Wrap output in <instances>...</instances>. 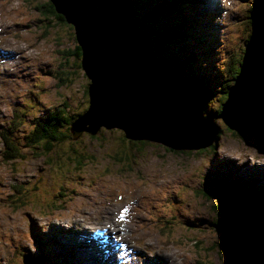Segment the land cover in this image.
<instances>
[{
  "label": "rangeland",
  "instance_id": "obj_1",
  "mask_svg": "<svg viewBox=\"0 0 264 264\" xmlns=\"http://www.w3.org/2000/svg\"><path fill=\"white\" fill-rule=\"evenodd\" d=\"M46 1L0 0V131L9 132L13 122L23 124L11 133L21 152L19 158L4 160L8 150L0 137V264H25L26 258L44 264H73L76 257L70 247L61 245L60 235L82 237L88 228L93 233L111 224L118 232H107L110 237L101 242L99 234H93L92 241L96 239L101 254L114 244L112 254H118L119 264H233L234 256L220 245L225 237L224 216H220L215 195V191H226L214 186L213 180L240 177L241 193L250 184L262 187L264 145L259 135H235L218 118L220 136L199 150H171L160 143L132 141L121 129L105 126L93 138L83 135L77 143L71 138L54 142L49 154L43 152L42 143L26 146L24 136L39 115L64 102L70 115L86 108L83 89L88 79L75 67L77 61L64 55L76 45L74 31L64 24L49 26L39 8ZM242 2L206 0L186 6V11L214 18L209 28L200 31L212 32L214 40L205 54L195 51L203 36L198 42L175 43L173 48L180 46L177 55L183 47L189 49L192 57H198L197 65L207 69L200 60L205 59L213 65L205 72L222 80L225 62L232 60L226 50L244 52L243 31L233 27L241 17ZM197 21L194 17L192 23ZM177 22L178 29L181 21ZM149 24L161 25L160 20ZM183 37L182 33L180 40ZM150 44L157 48L153 41ZM211 89L215 96L204 104L205 115L217 104L214 82ZM111 112V108L106 110ZM83 126L73 124L72 135L76 130L79 138L86 132ZM126 141H131V148ZM122 154L129 160L120 162L117 155ZM114 235L117 240H112ZM256 248L264 253L262 240ZM108 258V264H113Z\"/></svg>",
  "mask_w": 264,
  "mask_h": 264
},
{
  "label": "water",
  "instance_id": "obj_2",
  "mask_svg": "<svg viewBox=\"0 0 264 264\" xmlns=\"http://www.w3.org/2000/svg\"><path fill=\"white\" fill-rule=\"evenodd\" d=\"M49 1L72 27L81 51L80 66L89 80V105L71 123V131L73 124L84 125L80 130L91 134L103 126L119 128L132 141L160 143L171 150H199L211 145L220 132L218 118L241 135L264 134L263 37L257 53L241 65L221 112L212 118L204 115L201 90L155 56L146 33L133 20L129 0ZM108 108L112 109L109 114ZM230 219L231 236L223 228L225 245L229 246L231 239L235 248L245 246L247 221L236 213H231ZM24 263L44 264L31 258ZM242 264L259 263L248 256Z\"/></svg>",
  "mask_w": 264,
  "mask_h": 264
},
{
  "label": "trees",
  "instance_id": "obj_3",
  "mask_svg": "<svg viewBox=\"0 0 264 264\" xmlns=\"http://www.w3.org/2000/svg\"><path fill=\"white\" fill-rule=\"evenodd\" d=\"M205 1L206 0H129L133 7V20L139 24L146 33L149 43L153 41L157 44L156 49L150 44L155 56L164 60L176 74L196 85L201 90L205 106L207 105V101L213 99L215 96L211 89V82H214L217 86V104L212 112L205 115L216 117L220 113L221 106L227 98L228 90L234 84V80L239 73L242 62L254 55L258 49L260 39L264 37V0H244V2H242L241 7L243 5L244 7L241 12V17L234 22L233 27H240L243 31V37L246 42L243 49L244 52L240 54V51L237 53V50L229 51L231 48L226 50L232 54V60L230 62H225L227 64L225 66V76L222 80H215L214 77L205 72L206 70L213 68L211 63L205 59H200L207 69L201 68L197 65V62H194L198 57L195 54H193L192 57V53H190L191 51L189 49L187 50L183 47L177 55L180 46L176 48H173L172 46L175 43L185 44L187 41L198 42L201 39V36H203L204 41L201 45H197L195 51L205 54L208 48L212 46L214 34L212 32L201 34L200 31L206 27L209 28V26L213 24L214 18L210 20L204 18L202 15L198 16V13L194 14L192 10H185L186 6L205 4ZM135 6H137V9ZM39 8L47 17H45V20L49 26L54 24L67 25L64 18L55 12L54 7L49 0L43 2ZM214 13L215 12H213V14ZM194 17L199 18V21H197L196 24L192 23ZM153 20H160L161 25L155 27H151L150 24L148 25V23ZM170 21L172 22L171 25L167 26V23ZM177 21H181V26H178V29L176 28L177 25H179ZM182 33L184 37L180 40ZM66 52V54H64L65 57H73V59L77 61L75 67L78 66L80 68L81 51L79 46L75 45L73 50H66ZM193 65H197V69H195ZM67 81L69 82V79ZM60 83H65L63 78L60 80ZM88 83L83 89L85 94L84 97L86 99V108L84 110H86L89 105V97L87 94ZM66 104L67 103L64 102L62 106L53 108L46 114L39 115L33 120V126L28 134H25L24 136L27 147L39 146V144L42 143L43 152L49 154L53 150L52 144L54 142L64 141L71 138L73 142L77 143V140H81L83 135H88L90 138L95 137L96 134H91L86 131L83 132L79 138H74L71 129L69 128V124L74 122L84 110L77 113L75 116L70 115L68 110H66L68 109V104ZM16 116L17 113L14 111V117ZM22 125V123L16 124L13 122L11 127H9V132L0 131V137L6 146L5 149L8 150V152H4L3 154L4 160L6 161H13L21 155L19 146L13 139V134L11 136V133L17 131ZM233 133L235 135L238 134L236 132ZM7 134L11 137L7 136ZM218 134L217 137L220 136V132ZM260 137L262 138L264 145V134ZM126 142L129 143L126 146L131 148V141ZM125 157H128V155H117L120 162L129 160L130 158ZM85 158V156L82 157L81 162H79L78 159L77 165L82 164ZM213 181L214 186L226 191L223 193L220 192L221 194L215 191V195L219 197V207L224 213H227H220L221 217L224 216L223 223L222 219L219 220V222L222 223L224 231L231 236L233 227L230 219L231 213H236L248 223V239L246 245L240 248H235V246L231 245L230 239V245L225 246L223 239L220 243L223 248L222 250L226 251L231 258L234 256V258H232L233 264H242V262H239L240 259L245 260L248 256L253 257L259 264H264V253L256 248V243L258 241L262 240L264 243V185H262V187H256L255 185L250 184L249 186L244 187V191L241 193L243 184L241 183L242 179L240 177L226 176L224 180L219 179ZM255 213L258 214V216L256 215L254 217ZM262 224L263 227L261 226ZM233 259L235 263L233 262Z\"/></svg>",
  "mask_w": 264,
  "mask_h": 264
},
{
  "label": "bare ground",
  "instance_id": "obj_4",
  "mask_svg": "<svg viewBox=\"0 0 264 264\" xmlns=\"http://www.w3.org/2000/svg\"><path fill=\"white\" fill-rule=\"evenodd\" d=\"M192 4V3H191ZM214 5V4H213ZM191 6V5H190ZM210 6V5H209ZM217 8V7H216ZM216 12V11H215ZM215 14V13H214ZM215 30V29H213ZM81 70L83 71L82 67L80 66ZM10 71V70H9ZM85 75V74H84ZM87 78V77H86ZM88 79V78H87ZM188 82V81H187ZM189 83V82H188ZM191 83V82H190ZM193 84V83H191ZM230 90V89H229ZM205 104V102H204ZM215 144H217V142H215ZM243 178V177H242ZM218 211L219 213H224L220 207H218ZM132 216H133V213H131ZM224 214H227V213H224ZM110 217V216H109ZM108 217V218H109ZM100 221V220H99ZM106 222V221H105ZM104 223V222H103ZM108 223V222H107ZM116 223V222H115ZM99 224V223H98ZM86 225V224H85ZM108 225V224H107ZM88 226V225H87ZM68 228V227H67ZM92 228V227H91ZM89 229V228H88ZM88 229H86V232L84 233V235L82 237H76L75 235H73L74 237H72V235H66L65 236H61L60 235V238H59V241L61 242V245L63 247H70V249L73 251L75 257H76V260L73 262V264H100V262H104L105 264H108L109 263V258H107V255H110V259H112V262L113 264H119L120 261H119V257H118V254L114 257H113V254L112 252L113 251H116L115 250V246L114 244L111 245V249L112 250H108V251H102V254L100 253V246L97 245L96 243V239L95 241L93 242L92 241V238L93 237V234L94 236L99 233V232H102L100 230H105L106 233H112V234H115L116 231H117V226L115 224H111L110 227H98V228H95V230H93L92 232L93 233H90L88 231ZM71 231V229H69ZM73 230V229H72ZM75 230V229H74ZM78 232V231H77ZM118 232V231H117ZM120 232V231H119ZM105 234L106 236H104L103 234H99L98 237L99 240L98 242H101L104 240V238L106 237H110L109 234ZM81 234V233H80ZM71 237V238H70ZM116 237V235L113 236L112 240ZM108 240H110V238H107ZM117 240V238H115ZM111 241V240H110ZM126 241V240H125ZM106 244V243H105ZM109 244V243H108ZM124 246V245H123ZM122 246V249H124ZM226 246V245H225ZM104 248V247H103ZM141 248V247H140ZM79 249V250H77ZM101 249V248H100ZM125 250V249H124ZM127 250V249H126ZM129 250V249H128ZM142 250V248H141ZM146 250V249H145ZM142 252V251H140ZM226 252V251H225ZM143 253V252H142ZM227 253V252H226ZM153 254V253H152ZM95 257L98 258V260L95 259ZM69 260V259H68ZM136 260V259H135ZM151 261V260H150ZM119 262V263H118ZM234 262V261H233Z\"/></svg>",
  "mask_w": 264,
  "mask_h": 264
},
{
  "label": "snow or ice",
  "instance_id": "obj_5",
  "mask_svg": "<svg viewBox=\"0 0 264 264\" xmlns=\"http://www.w3.org/2000/svg\"><path fill=\"white\" fill-rule=\"evenodd\" d=\"M123 211H127L126 209H124ZM123 217V212L121 213V218Z\"/></svg>",
  "mask_w": 264,
  "mask_h": 264
}]
</instances>
